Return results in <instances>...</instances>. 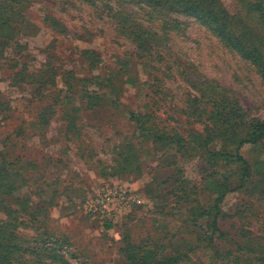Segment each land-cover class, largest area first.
I'll return each instance as SVG.
<instances>
[{"label":"rangeland","instance_id":"374dc122","mask_svg":"<svg viewBox=\"0 0 264 264\" xmlns=\"http://www.w3.org/2000/svg\"><path fill=\"white\" fill-rule=\"evenodd\" d=\"M193 2L236 17L239 32L264 31L250 0H0L9 13L1 17L20 30L10 44L0 35V175L19 180L1 197L0 220L31 250L50 237L66 264H129L142 245L159 258L189 254L180 264H224L238 249L240 264H258L243 254L264 245V146L240 150L249 178L206 152L264 121V79L182 13ZM251 2L264 9V0ZM160 130L171 144L150 137ZM121 150L138 156L132 174H118ZM118 182H130L143 203L108 229L83 207ZM223 193L222 235L210 244L208 222L188 207L209 210Z\"/></svg>","mask_w":264,"mask_h":264},{"label":"trees","instance_id":"16d2710c","mask_svg":"<svg viewBox=\"0 0 264 264\" xmlns=\"http://www.w3.org/2000/svg\"><path fill=\"white\" fill-rule=\"evenodd\" d=\"M147 1L149 3L155 4L160 3L163 0ZM240 1L243 3V1L245 0ZM248 9L251 14L257 16L258 20L263 21L264 9L262 8V4H253L250 0L248 4ZM181 11L182 13L192 15L197 20L208 26L212 33L226 47L238 52L240 55L243 56V58L249 60L251 64L257 67L264 79V31H260L259 34L255 33L250 29H248L247 32L244 33L239 32L237 30V28H239V21L236 19V17H231L226 11L220 8H206L202 5L197 4L196 2L185 4L182 7ZM8 14L9 13L5 11V8H2V10H0V26L4 30H8L10 32V35L6 36L7 34L5 32H2V34L0 35L4 39L5 37H7L10 44L11 42L17 39L20 30L16 25L13 24L12 20L8 22L7 20H4L2 18L4 17L3 15L8 16ZM260 28L264 30V25L260 26ZM6 43H2L3 49L6 48ZM23 73L26 74L27 72L24 71ZM16 76L19 77V75ZM26 77L31 78L33 76L27 73ZM66 96L67 94L65 93V97ZM144 129L147 130V128ZM150 137L153 138L154 141H161L163 139H166L169 141L170 144L174 140V137L169 138V136H167V134L162 132L161 130L159 131L157 136L154 135ZM191 138L192 135L189 136L188 139L181 137V142H185V145H190L192 141ZM222 143H224V146L221 148V150H207L206 154H208L212 159L221 158L226 162V164L230 162L231 164H237L239 166H242L241 168L243 169V177L249 178L250 166L240 153V150L247 146H264V121H261L259 119L250 120L247 123V130L242 136L234 135L230 138H224L222 139ZM228 146L235 147L233 152L231 150H226V147ZM157 151L159 153L163 152L165 155L167 153V150ZM183 151L184 150H171V153L169 152L168 154L169 156L175 155L177 159L179 154H181L182 157L185 156ZM119 156L122 161L119 164L121 169L118 174L122 176H124L126 173L132 174V169L135 167V162L137 161L138 156L134 155L132 150H121L119 151ZM171 163L172 162H169V164ZM5 172L6 176L0 175V211L3 210L6 212L7 209L5 210V208H3L4 201L1 199V197L12 194L13 191L19 187V180L18 182H15L14 180L8 182L7 177L9 174L10 176H12V173L8 172V170H6ZM213 181L215 180L208 181L207 188H211L214 190V187H216V189H218L217 187L219 185V182L217 181L215 184V182ZM123 183H129L130 185H132L130 182ZM225 195V193L220 194V196H218V198H216V200L214 201L215 204L210 207L209 210H205L202 205L198 204L196 201H192V204L194 205L188 207V209L192 212L191 215L194 216L198 221L206 220L208 222V224L206 223V226H204L211 233L209 235L210 237H208V240L211 241L209 242L210 244L213 243L216 235H222L221 230H219V219L222 215L220 203L225 198ZM13 221L15 222L17 220L14 219ZM11 223V221L0 220V264H66L62 257L56 255V249L53 247L57 245V239H54V242L50 240V237H47L43 240L37 239V243L35 242V244L39 247L37 249L31 250L28 246L30 242L26 243L27 241H24L22 238H20L17 232H15L16 226ZM105 226L108 229L114 227L112 224L108 223L105 224ZM46 234H48L47 231ZM62 243L64 244L65 242ZM255 247V245H252L247 248V250H245L246 253L243 254V256L248 254L253 255L255 256V259L258 264H264V245L260 246L258 249H256ZM239 250L240 249L227 252L226 254L229 256V258L224 264H240L239 262L241 254H239ZM186 259H189V254L188 256H186V254H174L168 257L159 258L155 250L142 245L140 247L134 248L132 254H129L127 260L129 264H180L183 260Z\"/></svg>","mask_w":264,"mask_h":264},{"label":"built area","instance_id":"2783aa9c","mask_svg":"<svg viewBox=\"0 0 264 264\" xmlns=\"http://www.w3.org/2000/svg\"><path fill=\"white\" fill-rule=\"evenodd\" d=\"M142 203V198L129 183H106L85 202L83 208L93 220L115 226Z\"/></svg>","mask_w":264,"mask_h":264},{"label":"crops","instance_id":"0c3cea01","mask_svg":"<svg viewBox=\"0 0 264 264\" xmlns=\"http://www.w3.org/2000/svg\"><path fill=\"white\" fill-rule=\"evenodd\" d=\"M99 174V173H98ZM100 175V174H99ZM58 208V207H57Z\"/></svg>","mask_w":264,"mask_h":264}]
</instances>
